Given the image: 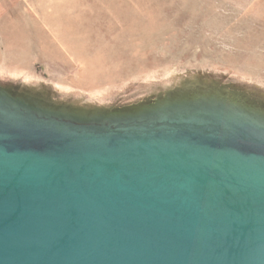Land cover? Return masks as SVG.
<instances>
[{"label":"water","instance_id":"obj_1","mask_svg":"<svg viewBox=\"0 0 264 264\" xmlns=\"http://www.w3.org/2000/svg\"><path fill=\"white\" fill-rule=\"evenodd\" d=\"M0 264H264V75L0 64Z\"/></svg>","mask_w":264,"mask_h":264},{"label":"rangeland","instance_id":"obj_2","mask_svg":"<svg viewBox=\"0 0 264 264\" xmlns=\"http://www.w3.org/2000/svg\"><path fill=\"white\" fill-rule=\"evenodd\" d=\"M264 75V0H0V64L84 90L176 61Z\"/></svg>","mask_w":264,"mask_h":264}]
</instances>
